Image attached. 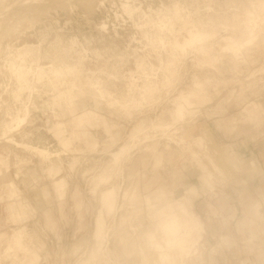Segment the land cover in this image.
Masks as SVG:
<instances>
[{"label": "rangeland", "instance_id": "obj_1", "mask_svg": "<svg viewBox=\"0 0 264 264\" xmlns=\"http://www.w3.org/2000/svg\"><path fill=\"white\" fill-rule=\"evenodd\" d=\"M0 264H264V0H0Z\"/></svg>", "mask_w": 264, "mask_h": 264}, {"label": "crops", "instance_id": "obj_2", "mask_svg": "<svg viewBox=\"0 0 264 264\" xmlns=\"http://www.w3.org/2000/svg\"><path fill=\"white\" fill-rule=\"evenodd\" d=\"M204 182H205L207 185H210L211 180H209V182H206V180H204Z\"/></svg>", "mask_w": 264, "mask_h": 264}, {"label": "bare ground", "instance_id": "obj_3", "mask_svg": "<svg viewBox=\"0 0 264 264\" xmlns=\"http://www.w3.org/2000/svg\"><path fill=\"white\" fill-rule=\"evenodd\" d=\"M39 154H41V152H39Z\"/></svg>", "mask_w": 264, "mask_h": 264}]
</instances>
